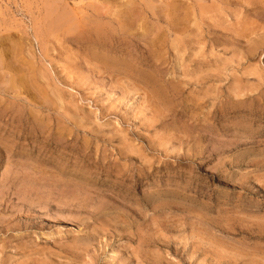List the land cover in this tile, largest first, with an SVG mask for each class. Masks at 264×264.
Segmentation results:
<instances>
[{
	"label": "rangeland",
	"instance_id": "obj_1",
	"mask_svg": "<svg viewBox=\"0 0 264 264\" xmlns=\"http://www.w3.org/2000/svg\"><path fill=\"white\" fill-rule=\"evenodd\" d=\"M0 59V264H264V0H0Z\"/></svg>",
	"mask_w": 264,
	"mask_h": 264
},
{
	"label": "bare ground",
	"instance_id": "obj_2",
	"mask_svg": "<svg viewBox=\"0 0 264 264\" xmlns=\"http://www.w3.org/2000/svg\"><path fill=\"white\" fill-rule=\"evenodd\" d=\"M64 2H66V1H64ZM80 2V1H79ZM82 2V1H81ZM101 2V1H100ZM160 2V1H159ZM67 3H68V1H67ZM74 3H76V2H74ZM77 5H78V3H76ZM254 4V3H253ZM63 5V4H62ZM73 6H75L74 4H72ZM150 5H152V4H150ZM67 6V5H66ZM87 6V5H86ZM127 6V5H126ZM135 6V5H134ZM96 7V6H95ZM129 7V6H128ZM163 7V6H162ZM69 8V7H68ZM67 8V9H68ZM77 8V7H76ZM88 8V7H87ZM94 8V7H93ZM114 8V7H113ZM169 8H171V7H169ZM175 8H177V7H175ZM187 8V7H186ZM42 10V9H41ZM62 10H64V9H62ZM71 10V9H70ZM75 10V9H74ZM77 10V9H76ZM83 10V9H82ZM101 10V9H100ZM223 10V9H222ZM69 11V9L67 10V12ZM72 11V10H71ZM78 11V10H77ZM87 11V10H86ZM102 11V10H101ZM159 11V10H158ZM63 12V11H62ZM70 12V11H69ZM76 12V11H75ZM88 13H89V11H87ZM100 12V11H99ZM116 12V11H115ZM122 12H124V11H122ZM133 12V11H132ZM72 13V12H71ZM74 13V12H73ZM119 13V12H118ZM212 13V12H211ZM257 13H259V12H257ZM50 16H53V17H55L56 19H57V21H54V22H62V21H60V20H69V19H71L72 17H74L75 19H76V17L75 16H73V14L72 15H69L68 13H58V15L56 14V13H54L53 11H50ZM56 14V15H55ZM82 14H86V13H84L83 11H82ZM82 14H81V16H82ZM99 14H101V13H99ZM103 14V13H102ZM131 14V13H130ZM75 15H77V14H75ZM90 15V14H89ZM106 15V14H105ZM110 15V14H109ZM166 15H168V14H166ZM179 15V14H178ZM225 15V14H224ZM251 15V14H250ZM47 16H49V15H47ZM88 16V15H87ZM91 16H93V15H91ZM226 16V15H225ZM85 17V16H84ZM84 17H83V20H84ZM88 17H90V16H88ZM47 18V20L49 21V19H48V17H46ZM51 18V17H50ZM54 18V19H55ZM82 18V17H81ZM92 19H94V16L93 17H91ZM176 17H174V18H172L173 20L175 19ZM55 19V20H56ZM118 19V18H117ZM82 20V19H81ZM96 20V19H95ZM172 20V21H173ZM70 21V20H69ZM72 21H75V20H72ZM97 21H98V19H97ZM138 21V20H137ZM53 22V23H54ZM64 22V21H63ZM91 22V21H90ZM71 23V22H70ZM69 23V24H70ZM130 23V22H129ZM167 23V22H166ZM205 23V22H204ZM244 23V22H243ZM49 24V23H48ZM47 24V25H48ZM54 25H56V23L54 24ZM209 25H210V23H209ZM231 25V24H230ZM261 25V24H260ZM40 26V25H39ZM45 26V25H44ZM50 26V25H49ZM48 26V27H49ZM56 27H58V26H56ZM106 27V26H105ZM214 27V26H213ZM92 28V27H91ZM187 28H188V26H187ZM41 29V28H40ZM93 29V28H92ZM209 29V28H208ZM58 30V29H57ZM76 30V29H75ZM135 31V30H134ZM215 31H216V29H215ZM71 32V31H70ZM234 32V31H233ZM244 32V31H243ZM92 33V32H91ZM225 33V32H224ZM237 33V32H236ZM202 34V33H201ZM228 34V33H227ZM238 34V33H237ZM253 34V33H252ZM46 35V34H45ZM34 39V38H33ZM249 39V38H248ZM35 40V39H34ZM40 41V40H39ZM31 43V42H30ZM226 43V42H225ZM15 44V43H14ZM29 44V43H28ZM100 44V43H99ZM190 44V43H189ZM195 44V43H194ZM233 44V43H232ZM60 45V44H59ZM98 45V44H97ZM199 45V44H198ZM207 45V44H206ZM240 45V44H239ZM7 46V45H6ZM192 47V46H191ZM31 48V47H30ZM41 48V47H40ZM115 48V47H114ZM49 49V48H48ZM133 50V49H132ZM124 51V50H123ZM45 52V51H44ZM80 52V51H79ZM31 53V52H30ZM43 54V53H42ZM126 55V54H125ZM25 56V55H24ZM124 56V55H123ZM76 57V56H75ZM37 58V57H36ZM70 59V58H69ZM137 59V58H136ZM1 60V59H0ZM13 60H14V58H13ZM38 60V59H37ZM71 60V59H70ZM86 60V59H85ZM100 60V59H99ZM221 60V59H220ZM207 61V60H206ZM78 62V61H77ZM135 64V63H134ZM226 65V64H225ZM72 66V65H71ZM70 66V67H71ZM64 68H65V66H64ZM76 68V67H75ZM66 69V68H65ZM147 70V69H146ZM57 71V70H56ZM80 71V70H79ZM36 72V71H35ZM55 72V71H54ZM73 72V71H72ZM77 72V71H76ZM75 72V73H76ZM158 72V71H157ZM160 74V73H159ZM71 76H73V75H71ZM80 76V75H79ZM103 76V75H102ZM139 76V75H138ZM61 77V76H60ZM59 77V78H60ZM81 78V77H80ZM117 78H119V77H117ZM189 79V78H188ZM79 80H81V79H79ZM101 80V79H100ZM115 80H117V79H115ZM106 81V80H105ZM104 81V82H105ZM182 81V80H181ZM63 82V81H62ZM67 83V82H66ZM102 83V82H101ZM118 83V82H117ZM204 84V83H203ZM122 85V84H121ZM166 85V84H165ZM61 86V85H60ZM118 86V85H117ZM123 87V86H122ZM112 88V87H111ZM117 88V87H116ZM124 88V87H123ZM127 88V87H126ZM188 88V87H187ZM125 89V88H124ZM128 89V88H127ZM196 89V88H195ZM119 90H120V88H119ZM135 90V89H134ZM113 91V90H112ZM117 91V90H116ZM136 91V90H135ZM128 92V91H127ZM6 94V93H5ZM65 94V93H64ZM132 94V93H131ZM130 94V95H131ZM27 96V95H26ZM25 96V97H26ZM72 96V95H71ZM196 96V95H195ZM218 98V97H217ZM20 99H22V98H20ZM117 99H119V97L117 98ZM48 101H50V100H48ZM87 101V100H86ZM85 101V102H86ZM143 101V100H142ZM145 101V100H144ZM204 102V101H203ZM207 102V101H206ZM110 103V102H109ZM148 103V102H147ZM217 103V102H216ZM118 104V103H117ZM142 104V103H141ZM115 105H116V103H115ZM148 105V104H147ZM153 105V104H152ZM148 106H151V105H148ZM147 106V107H148ZM176 106V105H175ZM191 106V105H190ZM56 107V106H55ZM81 107V106H80ZM205 107V106H204ZM144 108V107H143ZM154 108V107H153ZM100 109V108H99ZM118 109V108H117ZM56 110V109H55ZM120 110V109H119ZM143 110V109H142ZM145 110V109H144ZM102 111V110H101ZM112 112V111H111ZM117 112V111H116ZM213 112V111H212ZM103 115V114H102ZM138 116V115H137ZM211 116V115H210ZM220 116V115H219ZM71 117V116H70ZM139 117V116H138ZM72 118V117H71ZM122 118V117H121ZM137 118V117H136ZM81 119V118H80ZM144 119V118H143ZM124 120V119H123ZM145 120V119H144ZM149 122H150V120H149ZM171 122V121H170ZM144 123V122H143ZM87 124V123H86ZM208 124V123H207ZM210 124V123H209ZM144 125V124H143ZM184 126V125H183ZM74 127V126H73ZM211 127V126H210ZM144 128V127H143ZM201 128V127H200ZM209 128V127H208ZM76 129V128H75ZM142 129V128H141ZM199 129V128H198ZM209 130V129H208ZM129 131V130H128ZM158 132V131H157ZM192 132V131H191ZM182 133V132H181ZM219 133V132H218ZM162 134V133H161ZM164 134V133H163ZM137 136V135H136ZM167 136V135H166ZM168 138V137H167ZM144 139V138H143ZM161 139V138H160ZM157 140V139H156ZM17 141V140H16ZM211 142V141H210ZM32 143V142H31ZM121 143V142H120ZM153 145V144H152ZM211 145V144H210ZM215 145V144H214ZM1 146V145H0ZM159 147V146H158ZM167 149V148H166ZM8 150V149H7ZM122 151V150H121ZM199 151V150H198ZM213 151V150H212ZM211 151V152H212ZM13 152V151H12ZM4 154V153H3ZM106 154V153H105ZM104 154V155H105ZM16 155V154H15ZM200 155V154H199ZM213 155V154H212ZM128 156V155H127ZM166 156V155H165ZM23 157V156H22ZM202 158V157H201ZM63 160V159H62ZM65 161V160H64ZM68 161V160H67ZM86 164V163H85ZM2 166V165H1ZM77 166V165H76ZM37 167V166H36ZM116 168V167H115ZM23 169V168H22ZM17 171V170H16ZM63 171V170H62ZM99 171V170H98ZM6 172V171H5ZM100 172H101V170H100ZM145 172V171H144ZM24 174V173H23ZM108 176V175H107ZM13 178V177H12ZM7 183V182H6ZM12 185V184H11ZM138 185V184H137ZM22 187V186H21ZM32 188V187H31ZM26 189V188H25ZM21 190V189H20ZM247 190V189H246ZM79 193V192H78ZM20 194V193H19ZM31 194V193H30ZM76 194V193H75ZM69 195V194H68ZM87 195V194H86ZM92 195V194H91ZM90 196V195H89ZM44 197V196H43ZM67 197H69V196H67ZM1 198V197H0ZM21 199V198H20ZM46 199V198H45ZM1 200V199H0ZM64 200H66V199H64ZM49 202V201H48ZM87 203V202H86ZM9 204V203H8ZM49 204V203H48ZM166 204V203H165ZM21 205V204H20ZM16 207H17V205H15ZM22 208V207H21ZM24 208V207H23ZM47 210V209H46ZM72 210V209H71ZM12 212V211H11ZM21 212V211H20ZM30 212V211H29ZM65 212V211H64ZM70 215V214H69ZM38 216V215H37ZM130 216V215H129ZM54 217V216H53ZM141 218V217H140ZM45 219V218H44ZM11 220V219H10ZM58 220V219H57ZM54 221V220H53ZM52 221V222H53ZM70 221V220H69ZM245 221V220H244ZM258 221V220H257ZM7 222V221H6ZM11 223V222H10ZM12 223H14V222H12ZM17 223V222H16ZM261 223V222H260ZM17 225V224H16ZM1 227V226H0ZM155 227V226H154ZM243 227V226H242ZM260 227V226H259ZM150 229V228H149ZM50 230V229H49ZM34 231V230H33ZM41 231V230H40ZM158 236V235H157ZM161 238V237H160ZM171 242V241H170ZM163 247V246H162ZM181 247H182V245H181ZM158 248V247H157ZM148 250V249H147ZM233 250H235V249H233ZM227 251V250H226ZM237 251V250H236ZM145 252V251H144ZM205 252V251H204ZM231 252H233V251H231ZM240 252V251H239ZM192 253V252H191ZM143 254V253H142ZM227 254V253H226ZM253 254V253H252ZM144 255V254H143ZM228 255V254H227ZM235 255V254H234ZM247 255V254H246ZM79 256V255H78ZM229 256V255H228ZM230 256H232L231 254H230ZM261 256V255H260ZM80 257V256H79ZM210 257V256H209ZM225 257H226V255H225ZM233 257V256H232ZM35 258V257H34ZM151 258V257H150ZM222 258H224V257H222ZM251 258V257H250ZM132 259V258H131ZM142 259V258H141ZM153 259V258H152ZM239 259V258H238ZM19 261H21V260H19ZM32 261V260H31ZM63 261V260H62ZM144 261H145V259H144ZM34 262H35V260H34ZM65 262V261H64ZM66 262H68V261H66ZM192 262V261H191ZM246 262V261H245ZM31 263V262H30ZM33 263V262H32ZM140 263V262H139ZM144 263V262H143ZM160 263V262H159ZM200 263V262H199ZM157 264V263H156ZM166 264V263H165ZM190 264V263H189ZM207 264V263H206Z\"/></svg>",
	"mask_w": 264,
	"mask_h": 264
}]
</instances>
